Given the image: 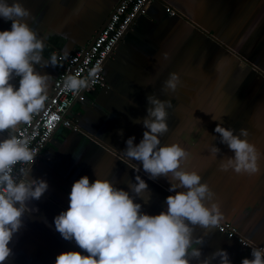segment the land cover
Returning a JSON list of instances; mask_svg holds the SVG:
<instances>
[{"label": "crops", "instance_id": "crops-1", "mask_svg": "<svg viewBox=\"0 0 264 264\" xmlns=\"http://www.w3.org/2000/svg\"><path fill=\"white\" fill-rule=\"evenodd\" d=\"M119 1L21 0L32 13L22 19L44 37V59L53 52L59 58L61 53L89 47ZM167 6L177 13L169 14ZM10 28L11 21L0 18V30ZM60 67L59 59L55 67H36L50 75L47 97ZM171 72L179 73L181 84L175 92H165L163 84ZM104 74L108 85L74 99L66 113L73 126H59L33 166L31 177L46 179L49 188L39 200L31 201L32 212L25 213L4 264H54L59 253L80 250L55 230L54 217L68 207L72 184L83 175L91 182L97 174L126 190L127 182L140 175L149 186L143 196L151 197L147 202L136 198L142 210L149 214L164 210L166 197L174 194L168 191L167 178L150 179L140 162L124 153L128 137L135 136V143L143 137L145 128L135 121L146 115V97L153 93L172 104L162 143L179 142L187 150L181 167L201 174L220 202L222 221L230 222L252 243L244 245L216 226L197 225L194 237L204 239L198 245L202 258L217 248L226 249L233 264L251 258L253 246H264V157L255 175L221 171V159L234 151L220 142L214 129L220 123L237 133L246 128L247 139L264 153V0H153L105 62ZM14 82L18 85V78ZM231 109L244 116L245 124L234 123ZM5 135L0 133V138ZM212 145L221 150L215 158Z\"/></svg>", "mask_w": 264, "mask_h": 264}, {"label": "clouds", "instance_id": "clouds-1", "mask_svg": "<svg viewBox=\"0 0 264 264\" xmlns=\"http://www.w3.org/2000/svg\"><path fill=\"white\" fill-rule=\"evenodd\" d=\"M31 15L21 0H0V18L11 21L10 29L0 30V133L7 132L0 138V264L12 254L10 242L22 228L25 213L32 212L31 201L39 200L49 188L46 179L31 177L36 157L19 127L30 122L47 98L50 75L41 74L36 67H55L58 59L68 55L64 52L58 58L53 52L44 59V37L22 19ZM164 58H168L167 53ZM180 84L179 73L171 72L162 90L175 92ZM88 85L89 80L78 74L67 75L63 83L74 93ZM146 99V115L142 121H135L143 124V137L139 143H135V136L128 137L124 153L139 161L150 179L167 178L168 191L174 194L166 197L164 210L149 214L136 199L147 202L151 198L143 196L149 186L142 176L136 175L135 182L128 181L127 190L97 174L91 182L88 175L81 176L72 184L68 207L54 217L55 230L80 250L59 253L54 264H193V260L213 264L217 258L218 264H233L223 248L202 258L198 245L204 239L194 237L195 226L219 225L224 219L220 202L197 170L181 167L188 158L187 150L179 142L163 144L160 139L169 128L171 101L154 93ZM214 131L220 134V142L234 151L233 156L221 159V171L248 175L261 171L264 153L247 139L246 128L237 133L220 123ZM220 151L216 145L211 146L213 158ZM250 256L243 257L240 264H264V246H253Z\"/></svg>", "mask_w": 264, "mask_h": 264}, {"label": "built area", "instance_id": "built-area-1", "mask_svg": "<svg viewBox=\"0 0 264 264\" xmlns=\"http://www.w3.org/2000/svg\"><path fill=\"white\" fill-rule=\"evenodd\" d=\"M152 1L120 0L106 26L88 48L70 52L66 58L59 59L61 67L43 108L32 115L30 122L20 126L23 134L29 138V146L35 153L36 158L32 166L38 164L44 147L59 126H73L72 121L65 115L74 99L77 96L83 99L85 91H96L108 85L104 74L105 62L111 57L116 46L131 28L136 17L144 12L145 7ZM166 10L171 15L177 13V10L171 6H167ZM63 54L61 53L59 58L63 57ZM93 69L96 71L90 75ZM69 74H78L82 78H87L89 85L75 93L66 90L63 83ZM216 227L221 233L229 237H237L244 245L252 244L241 237L238 230L228 221H221Z\"/></svg>", "mask_w": 264, "mask_h": 264}, {"label": "rangeland", "instance_id": "rangeland-1", "mask_svg": "<svg viewBox=\"0 0 264 264\" xmlns=\"http://www.w3.org/2000/svg\"><path fill=\"white\" fill-rule=\"evenodd\" d=\"M211 38L214 39L216 43L221 44V45H223V46L226 47V45L224 44V42H223L218 36H214V35H212ZM246 39H248V41H252L250 35H247ZM241 46H243L242 43H241L239 46H236V47H241ZM202 92H203V91H202ZM200 94H202V93H200ZM230 111L233 112V116H232L231 118H233L234 123H235L236 125L241 126V125L245 124V121H244V118H243L244 116L241 117L238 113L236 114V113L234 112L235 109H231ZM251 112H254L253 109H252Z\"/></svg>", "mask_w": 264, "mask_h": 264}, {"label": "water", "instance_id": "water-1", "mask_svg": "<svg viewBox=\"0 0 264 264\" xmlns=\"http://www.w3.org/2000/svg\"><path fill=\"white\" fill-rule=\"evenodd\" d=\"M110 19V18H109ZM109 19L105 22L104 27L106 26V24L108 23ZM88 48V47H87ZM66 116V115H65ZM67 117V116H66Z\"/></svg>", "mask_w": 264, "mask_h": 264}]
</instances>
